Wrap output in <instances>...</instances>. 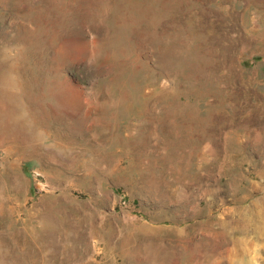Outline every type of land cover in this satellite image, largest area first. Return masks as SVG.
Returning <instances> with one entry per match:
<instances>
[{
	"label": "rangeland",
	"instance_id": "rangeland-1",
	"mask_svg": "<svg viewBox=\"0 0 264 264\" xmlns=\"http://www.w3.org/2000/svg\"><path fill=\"white\" fill-rule=\"evenodd\" d=\"M0 264H264V0H0Z\"/></svg>",
	"mask_w": 264,
	"mask_h": 264
}]
</instances>
